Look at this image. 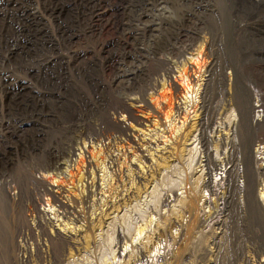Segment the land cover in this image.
Returning <instances> with one entry per match:
<instances>
[{
    "label": "rangeland",
    "instance_id": "rangeland-1",
    "mask_svg": "<svg viewBox=\"0 0 264 264\" xmlns=\"http://www.w3.org/2000/svg\"><path fill=\"white\" fill-rule=\"evenodd\" d=\"M64 1L69 7L58 21L41 14L37 2H32L24 11H10L5 32L0 35V77L4 71L9 72L8 81L3 80L6 84L0 85V264H53V257L62 254L57 264H103L105 261L120 264L126 262L136 246L144 250L146 257L134 263L138 259L134 256L129 264H172L180 245L184 254L179 264H258L262 255L256 251L255 240L259 235L264 236L261 234L264 226V0H198L197 4L183 5L182 14L193 13L190 26L194 43L179 45L172 51L151 49L146 43L148 33L140 15L156 12L159 18L171 14L177 17L179 8L169 6L170 12L166 13L165 9L149 5L145 0H97L98 15L90 18L87 10L78 20L76 16H68L72 4L78 0ZM75 7V13H81ZM170 20L176 24L181 21L180 17L178 20L170 17ZM106 23L109 26L102 31ZM11 27L31 28V31L17 30L7 47ZM162 35L163 40L169 37L167 32ZM16 38L20 43L11 57L9 48L17 43ZM198 55L204 62L201 72L194 77L199 81L197 84L193 81V91L178 99L180 115L178 111L166 123L163 119L147 120L154 117L149 101L146 112L139 114L144 124L128 118L125 110L121 111L122 98L116 90L119 71L143 66L141 91L135 95L140 97L144 90L148 99L159 93L170 96L174 92L173 79L180 81L179 77H183L184 81L193 76L186 67ZM39 66H49L47 79H51V72L65 79V83L69 79L68 88L63 85L62 90L55 91L63 99L58 103L75 102L73 105L81 109L83 113L76 122L70 120L71 116H63L65 123L55 126L52 110L45 111L46 117L42 120L35 117L38 106L34 93L42 89L33 75ZM73 66H90L89 78L77 77ZM210 66L217 69L209 74ZM45 86L51 88L50 83ZM205 86L209 98L204 122L211 126L222 121L226 126L236 122L240 155L253 170V185L248 188L244 164L240 163L236 179L238 191L230 214L226 211L229 165L223 163V154L216 147V141L223 142L226 137L218 138L212 129L207 132L214 138L210 144L211 158L220 164L210 175L203 153L199 155L198 140L184 143L186 136L199 132L202 110L195 111V116L190 112L194 108L192 103L196 102L198 108L201 106ZM46 92L48 104L52 105L51 90ZM99 96H105V101L101 102ZM79 97L92 101L90 110L81 107ZM71 109L70 105L66 107L68 112ZM85 115L90 116L89 120ZM17 122H22V127ZM70 125L82 128L81 135L73 133ZM119 129H123V134ZM92 131L102 136L106 157L97 162L86 154L87 163L90 160L92 164L86 165L85 180L78 187L77 180L64 187L65 193L77 202L82 197L86 199L84 205H74L65 194L63 200L76 207L80 214L77 218H67L59 201L48 205L51 196L35 167L45 160L51 148H66L68 140L78 135L80 146L74 149L69 160L74 167L81 147L85 150L94 146L98 150L101 142L84 136ZM170 131L181 139L169 141ZM106 132L109 138L103 137ZM123 139H128L129 144ZM120 140L125 148H117ZM174 151L183 154V158L176 157ZM52 188V195L58 196L56 188ZM165 191L169 204L163 205L161 196ZM187 194L193 209L179 207L176 214H171L170 225L156 229L161 217L167 216L172 206L178 207L177 199H184ZM32 201L52 221L54 230L72 237L74 243H68L64 253L63 243L52 235V228L48 229L52 239L37 237V218L26 210ZM193 217H199L203 225L193 228L194 235L190 234L182 242L181 229ZM150 218L151 226L138 234L136 229ZM112 219L117 224L109 229L107 224ZM122 230L127 236L125 242H129L124 250L120 247L114 251L118 232ZM219 231L223 232L219 244L211 245ZM39 240L42 250L37 248ZM155 241L160 242L158 248L149 254ZM27 250L30 257L25 262ZM40 253L43 260L37 255ZM203 256L206 258L202 260Z\"/></svg>",
    "mask_w": 264,
    "mask_h": 264
},
{
    "label": "bare ground",
    "instance_id": "bare-ground-1",
    "mask_svg": "<svg viewBox=\"0 0 264 264\" xmlns=\"http://www.w3.org/2000/svg\"><path fill=\"white\" fill-rule=\"evenodd\" d=\"M145 1L149 5L153 4L159 8L165 9L166 13L170 12L169 6L172 8H176V9L179 8V13H180L179 15H177V17H174V16H172L173 14H171L170 16L168 15L164 18H159L158 14L156 12L152 13V14H150V13L145 14L144 16L140 15L142 22H143V27H144L145 31L148 33L147 38H146V36H144V38H146V43L151 47V49H155V50H157V49H165L166 50L167 49V50L172 51V50H176L179 45L186 44V43H189V45H192L194 43L193 42L194 31H193L192 27L190 26V19L192 18L193 13L186 12V13L182 14V7H183V5L188 4V3H192V4L196 3L197 4L198 0H145ZM32 2H37V4H38L37 8L40 10V13L49 16L54 21H58L60 18H62V14L64 13L65 8L68 6L67 2L64 0H0V35L5 32V28L7 27L8 16H9L10 11H21L25 8H28L29 5L31 6ZM72 5H73V7L68 11V16H71V15L76 16L78 20H81L83 13L87 10H88L87 12L89 13L90 18H93L96 15H98V8L100 6V3L97 0H78V2L73 3ZM75 5L78 7V9L80 10L81 13H79L78 10H77L78 11L77 14L75 13V11H74V9H76ZM197 7L199 9L201 8V6H199V4L197 5ZM206 9L207 8H205V10ZM166 13H164V14H166ZM175 13L176 12H174V14ZM170 17H172L174 20H178V17H180L181 21L176 24L170 20ZM108 26H109L108 23L103 24L102 25V31L105 30L106 28H108ZM17 30L30 32L31 28L25 30V29H19L17 27L16 28L11 27V35H10V38L7 42V47H9L11 42L14 40L12 37L17 35V33H16ZM32 31H34L37 34V31L35 29H33ZM163 32L168 33L169 37H167V40H163V35H162ZM22 41H23V39H22ZM15 42H17V43L14 44V47L9 48V52H10L9 54L11 57H13L14 53L18 49L19 40L16 38ZM194 59L196 61H194L193 63L190 62L191 66L189 64H188L189 66H187V64H186V66H187L186 70L190 71L191 75H193V76H189L188 79H186L184 81H183V77H179L180 81H178L176 78L173 79V81H171V84L174 85V92L170 96L167 95L166 93H159V95H157L155 97L151 96L148 99L145 96L144 90L141 92L140 97L135 95V93L140 90V87L143 83V80L141 81V79H140L142 73L145 71L143 66H139V65L136 67L131 66L130 68L128 67V69L124 68L123 71H121V72L119 71L117 73V76H116V78L118 80V82L116 84V90H117V93L119 94V96H121V98H122L121 111L125 110L128 118H131L138 123L143 122V124H144V121H142V118L139 117V114H144L146 112V108L148 106V101H149V102H151V104L153 106V114H154L153 116L154 117H152L150 119L146 117L147 120L163 119L166 123L167 121H171L172 117L178 111H179V115H180V107L178 106V99L184 97L185 95H187L188 93L193 91L192 82L195 81L194 77H196V75H198L201 72V66L204 63L200 55H198L197 58H194ZM8 67H10V69H16L17 66H8ZM104 67H107V66H104ZM48 68H49V66H39L38 72L35 75H33V79L36 81L37 85H40V88L42 89L40 92H38V94L34 93V97L37 98L36 104L38 106V108L36 110H34L35 117L38 119V121L42 120V119H44V117H46L44 112L47 110H50V111L52 110L53 113L55 114V116H53V121H54L55 126L62 125L65 123L63 116H71L70 120L72 122H76L79 119V115L83 113L81 111V109H79L78 106L75 107L73 105V104L76 105L75 102H71V103L59 102L58 103L59 100L62 101L63 99L55 91V90H59V91L62 90L63 85H65L66 88H68L67 86L70 82L69 79L67 77H65V78H67L66 81H68L65 83L64 82L65 79L64 80L60 79L59 76L56 75L54 72L50 73L51 79H47V69ZM73 69L75 70L77 77L89 78L90 66L86 67V68L82 67V66H73ZM216 69L217 68H215V67L213 68V66H210L209 74L211 73V71H215ZM8 73H9L8 71H4L2 73V75L0 77V85L6 84L3 82V80L8 81ZM198 81H199V79L197 77V81H195V83L197 84ZM46 83H50L51 88L46 87L45 86ZM146 85L147 84H145V86ZM46 90H51V93H50L51 99L54 101L52 105L48 104L47 96L49 95V93L46 92ZM208 98H209V93H208L207 86H205L204 91H203V95H202L201 106L198 108V105L196 104V102L192 103L194 108L190 112L193 114L195 111H198V109L202 110L203 117L199 123V125H200L199 132L191 133L189 136H186L184 143L187 141H190V140H192V143H193L195 140H198V142L201 144V146H200L201 150H199V155L201 152L203 153V155L205 157V160H204L205 164L204 165L207 168V174L210 175L213 172H216L217 169H219L218 166L220 164L217 161L212 160V158H211L210 144L214 141V138L210 137V135H208L207 132L209 129H212V132L215 134V136L217 135L218 138L220 136L226 137V139L223 140V142L222 141H216V147L218 149L220 148V150H218L219 154H223V157H224L223 163H226L227 165H229V170L227 172L228 183H227V196H226L227 197L226 198V203H227L226 211L228 214H230L231 213V204L233 202V198L238 191V188L236 187V179L239 175V168L238 167H239L240 163L244 164V168H245L244 173H245V176L247 179L248 188H251V186L253 185V170L251 168H249V163H248L247 159L243 160V158L240 155L241 146L238 143V141L236 140V136H237V133H236L237 123L236 122L231 121L230 123H228L227 126H226V123L223 121L219 122V124H214L213 126L204 122V117L208 113V104H207ZM77 100L80 102L81 107L83 109H85L86 111L91 109L89 107L92 105L91 100H89V99L85 100L83 97H79ZM99 100H101V102L105 101V96L103 98L99 96ZM55 102H57V103H55ZM68 105H70L72 107L71 111H69V112L66 110V107ZM128 106H130V107H128ZM195 115L196 114L194 113L193 116H195ZM85 116L89 120L90 116L89 115H85ZM17 124L19 125V127H22V122H17ZM104 124L107 125L106 122H104ZM0 126H1V124H0ZM70 127H71V130L73 133L78 132L79 135H81V133L83 132L82 128H77V126L70 125ZM118 132H121V134H123L122 133L123 129H119ZM173 135H174V137H173ZM84 136H86V138H88V139L98 140L99 142H101V144L99 145V147H97L98 150L94 146H92L91 148H89V147L85 148V150H83L81 147V150H82L81 154H80L79 158L77 159L74 167H71L69 160L72 158V156L74 154V149L76 147L80 146V142L78 140V135H73L68 140L66 148H61V147H59L57 149L51 148L47 152V154L45 156L46 157L45 160L42 161L40 164L38 163L37 166L35 167L37 170L39 180H41L44 183V186L47 189L48 195L51 196V201L50 202L48 201V205H51L52 202H58L59 201L62 204V207L64 210L63 211L64 216H66L67 218H70L71 216H74L77 218V216L80 214L76 210V207L74 208V206H72L70 203H68V202L66 203L65 200H63V198H65L64 197L65 194H66V197L69 198L68 201H70L74 205H78V203H81L84 205L86 203V199L84 197H82V200L80 202H77L76 199L74 200L72 197H70V195L65 193L66 191H64V187L68 186L71 183H75L76 180H77L76 186L78 187L79 183H82L85 180L86 172H88V169H86V165L92 164V162L90 160L87 163L86 154L90 155L92 157V159L97 161V162L100 159L104 160L106 157L104 152L106 151L105 149H107V148L104 149V145L102 143L103 141H102L101 135H98L97 133L92 131V132L84 133ZM103 137L109 138L110 134L108 132H106L105 134H103ZM167 137H169V141L171 140L172 143H174L175 141L178 142V140L181 139V137L179 138L178 135H176V133L173 131H170V134L167 135ZM123 140H120L118 142V144H117L118 149L120 147L125 148L126 145L123 142ZM124 141L128 142V144H129L128 139H125ZM190 150H192V148H190L189 151ZM175 152L177 153V151H174V154L176 155ZM197 153H198V150H197ZM178 155H179V153H177L176 157H178ZM180 156L183 158V154L179 155V157ZM150 159H151V161H153L152 157ZM175 159L177 160V158H175ZM199 163H201V160H199ZM171 167H173V165ZM82 171H85L84 176H83ZM187 184L188 183H186V185ZM186 185H184V187ZM206 186H208V184H206ZM52 187L56 188L55 192L58 193V196L52 195V191H53ZM62 187H63V190H61ZM65 190H66V188H65ZM170 191H172V189H170ZM90 192H91V190L89 189L88 194ZM82 193H83V190H82ZM166 193H168V192L165 191V193L162 196L160 194L161 204H163V205H164V202L168 203V194L166 196ZM16 197H17V195L15 194L14 198H16ZM187 198H188V194L185 196L184 199H177V203L179 204L178 207H176V205L172 206L171 209H169V214L167 216H162L161 220L156 223V229H164L165 225H167V224L170 225L171 214H176L179 207L182 209L184 208L187 211L192 210L193 209L192 207H194V206H191V207L189 206L190 200L189 199L187 200ZM191 202H192V200H191ZM124 205H125V207L127 206L126 203ZM26 210H27L28 214L33 213L37 218V237H39V239L43 236H46V237L49 236V238H51L49 235L50 233L48 232V229L52 228V230H53L52 235L55 237V239L58 238L59 241L61 240V242L63 243V246H62L63 253H64V248L68 243H74L71 236H68L66 234H62L60 232V230H58V229L57 230L53 229L54 227L52 226V223H51L52 221L50 222L48 219H46V217L43 215L42 211H40V209L38 208L36 201L30 202L29 205L27 206ZM150 215H151V213H150ZM116 222H117L116 219H112V221L107 224V228L110 229L111 227H116V224H117ZM151 223H152V219L150 218L147 220L145 225L140 226L139 228L136 229L137 233L142 234L145 230H147V228L149 226H151ZM202 225H203V223H201V220L199 217H193L192 220H190V222H188L187 226H185L184 228L181 229L180 237H181L182 242H183V240L186 241L189 238L190 234L193 233V231H191V230H193V228H196V227L199 228V226H202ZM220 228H221V226H220ZM222 233H223L222 231H219L217 235L213 236V238L211 240V245L216 246L217 244H219L220 237H221L220 235ZM261 234L262 235L264 234V226L262 227V233ZM193 235H194V233H193ZM182 236H183V239H182ZM126 237L127 236H126L124 230H122V232L119 231L118 232V238H117L115 244L112 243V244H114V248L112 246L111 249L113 248L114 251H117V249L121 247V249L123 248V250H124L126 248L128 242H129V240H126V242H125ZM159 241H155L152 244L151 249L148 251L149 254L154 250V248H156V249L158 248V245L160 243ZM37 248H38V250H40V249L42 250V242L40 240L38 241ZM255 248H256L257 253L262 255L261 259H259V261H258V264H263V262H264V236H260V235L257 236V239L255 240ZM42 254L43 253L37 254V255H39L40 259L43 258ZM176 254L177 255L174 257V261L172 264H179L180 261H183L182 255L184 254V250H183V248H181V245L178 247V251ZM53 255H55V254H53ZM63 255L64 254L58 256L57 258L54 256L53 260L55 263H53V264H57L61 260ZM51 256H50V258H51ZM134 256L138 257L137 260H134L135 261L134 263H136V261L142 260L144 257H146V253L144 252V250H142V248L140 246H136L133 249V252L127 256L128 259L126 260V262L125 263L123 262L120 264H129L130 260H132V258H134ZM28 257H30V253L27 250V255H25L26 259L24 260L25 262L28 260ZM44 257L46 258L45 255H44ZM45 258H44V261H45ZM205 258L206 257L203 256L201 259L203 260ZM201 259H200V262H201ZM206 261H205V263H206ZM47 262L49 263L48 259H47ZM44 264H46V263L44 262ZM103 264H111V263L110 262L107 263L105 261V262H103ZM200 264H204V263H200Z\"/></svg>",
    "mask_w": 264,
    "mask_h": 264
}]
</instances>
